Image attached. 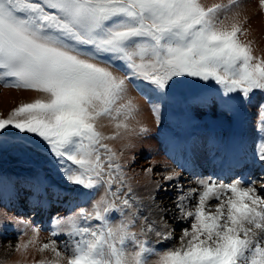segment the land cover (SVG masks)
<instances>
[{"label":"snow or ice","instance_id":"6c2138e0","mask_svg":"<svg viewBox=\"0 0 264 264\" xmlns=\"http://www.w3.org/2000/svg\"><path fill=\"white\" fill-rule=\"evenodd\" d=\"M257 3L264 12V0ZM248 24L241 0H0V85L37 94L0 116V152L46 156L80 190L69 203L98 194L90 210L52 219L48 242L40 243L39 225L20 220L15 251L50 253L35 264H264V177L258 187L242 174L228 182L194 174L196 187L184 190L171 171L164 179L179 192L173 219L184 225L177 237L163 215H142L123 152L106 143L139 110L129 86L157 118L181 79L218 86L192 100L219 103L225 114L233 101L264 93V55ZM259 116L252 161L264 169V104ZM102 120L116 131L106 135ZM147 131L141 124L134 134ZM169 240L178 244L164 247Z\"/></svg>","mask_w":264,"mask_h":264},{"label":"rangeland","instance_id":"374dc122","mask_svg":"<svg viewBox=\"0 0 264 264\" xmlns=\"http://www.w3.org/2000/svg\"><path fill=\"white\" fill-rule=\"evenodd\" d=\"M204 2L210 5L212 3L221 2V0H204ZM241 3L243 5L244 14L249 18V24H248V27L250 28L249 38L253 41V47L255 49V52L257 55H264V12L260 11L257 0H241ZM216 87L218 86L213 85V86H210L209 88H205L200 81L195 80V79L179 80L176 86L173 88L172 92L170 93L169 99L166 102L161 104L160 108L162 110H160L159 118L161 119L160 121H163V122L165 121V126H169L172 124V120H173L172 116L180 117L183 114L182 116L190 117L189 115L193 114L194 119L190 117V120L194 123L195 125L194 128L191 129L190 133L186 137L181 136L179 138V143L181 144V147H178L172 150L170 153H167L166 150L164 151L161 150L159 152H151L147 150V154L140 152L134 155L135 160L129 163L130 171H132V169H138V168L145 170L149 164H150L149 167L153 169V171L151 172V175H152L151 183L145 182L143 183L144 186H142L143 184L140 185V183H136V180L131 176V173H130V177H131L130 183L133 184L132 187L134 191L140 198L143 199V202L145 205V209L142 215H148L150 219L160 220V217L163 215L160 209L163 207L164 208L168 207V205L164 206L162 204L164 201L169 199L173 207L172 209H170V215L166 213L163 216L167 220V222L173 228H175L174 235L177 237L180 235V229L184 225L176 223V221L171 217V214L174 213L173 217L178 215V211L175 207L174 201H175V198L179 195V192L175 190L174 193L169 192L166 195H164V191L162 190L164 188V185L168 187H172L174 189L175 187L170 186V183L172 182L167 181L164 183L162 181H165L164 177L167 174L175 170L176 172L180 174L179 182L183 185L184 190H187L188 188L196 187V184L194 183V180L196 179V175L194 174H199L201 178L209 175V172L207 173L200 172L201 173L200 174L199 172H194L193 170H190L191 166L189 165L182 166L181 164L182 161H184V158H183L184 154L188 152L192 153L196 150L198 146V141L200 140V138L205 139V145L207 144L206 149L208 150L215 149L216 150L215 152L219 153L218 151H221L223 147L222 138L224 137V134H219L218 131L220 130L225 131L230 128H234L238 130L245 126V133L243 135V138H245V136L246 138L244 139L243 144L242 142L241 144L239 142L240 145H237L239 149L243 151L242 153L244 155L241 154L240 156L241 158L245 159L243 168L247 170V172H242V175L244 178L245 177L249 178V180H246V181H253V180L256 181L258 187H259L261 178L264 177V169H262L258 164H255L252 161V153L255 149V145H256V142L259 136V133L257 130V124L260 120L259 107L262 103V100L260 99L264 96V93L256 92L252 96L250 102H245L246 106L244 105L245 106L244 113L247 110L245 115L243 117H240L239 115H237L234 119L231 118L233 119V121L230 120V118H228L229 116L227 118L225 117L223 118L224 114H221L220 116L219 115L216 116L214 114L215 111L219 108V104L217 103L211 104L209 106L197 105L198 109L200 108V110H197V107H196V110L194 113L193 110L195 106L193 105L196 103L192 101V97L198 93H206L207 95L211 97L215 95V92L213 89ZM4 91H10L6 94V97L4 96L5 95ZM129 95L130 97L133 98L134 103L138 105L139 110L135 114V119L128 120L127 121L128 123H131L132 125L137 124L139 127L140 125L137 123L139 120L146 119V118L148 120L147 116H149L150 118L156 117L150 109L148 100L145 99V97L141 95L140 92L136 91L134 88H131V86H129ZM36 96L37 94L32 91L17 90L14 88H4L2 85H0V99L2 100V101L0 100V116H6L14 107L18 106L22 102H30L33 99H35ZM257 100H259V102L257 103V105L254 106V110H253V108L251 107V104H253V102H256ZM238 102L240 103L241 101L240 100L233 101V103L236 106L235 110H237V113L239 111ZM247 108L248 109L250 108V110L248 111ZM150 122L152 123V121ZM100 123L101 125H103V127L100 130L103 131L106 135H111L114 132L113 123L107 120H102ZM180 125H181V122L177 120L174 123L175 131H173V134H168L164 138L174 140L175 136L178 135ZM248 130H251L253 134V135L251 134L252 136L251 135L249 136L250 133L248 132ZM146 133L147 135L150 134L149 131H147ZM236 134L238 135V132ZM109 142H111V140L106 141V143L108 144ZM119 152H123V151L121 150ZM243 156L245 157L249 156V157L245 158ZM161 157H163L164 159ZM155 159L156 161H153ZM163 161L165 162V164H163ZM0 163L1 165H3L2 168L0 167V176L1 178H4L3 181H0V186L5 187V185H8L5 183V173L7 172L8 166L15 167L16 173L18 176H20L23 173V175H25L26 177V178L24 177L25 179H27L31 175L32 171L42 169L46 173V177H48V180L50 181L49 183L50 186L49 188H47L48 190L51 191L53 189L52 185H55L58 182L61 184L62 190H59L61 192H58V193L50 192L49 197L59 202H68V200L70 199V198L68 199V194H64V192L69 193L70 189H73L74 187L72 185H69L62 179V177L56 172L55 167L48 162L46 156H41L36 153H21L12 148L6 147L2 152H0ZM144 163H148V164L147 166H144L143 168L142 165ZM156 171L160 173V177L157 179H156L157 176L155 174ZM216 177L221 178L224 182H228V179L232 176H229L228 178H224V176L222 175H216L214 178ZM133 180L136 184L133 182ZM17 185L18 186H16L15 191L14 190L9 191L7 190L8 189L7 188L6 189L7 194L8 195L12 194L11 196H13V193L17 192L15 196H17L19 200H22V199L24 200L27 198V196H29V194H33L31 191L35 185L33 179L30 178L28 180H22V182H21V179L17 180ZM157 188H159V191H157ZM74 189L80 192L79 189H76V188ZM87 195H80L79 201L77 204H79L81 207H85L90 210L91 202L94 198H97L98 194L92 193V194H87ZM150 195L155 196L154 202H158L159 207H156L157 206L156 204L155 206L151 205L153 201H150L148 199ZM75 198L73 200H75ZM82 198H84L83 200H88V201L82 202ZM1 201L2 200H0V202ZM15 201L16 200L11 201L6 209L11 213L13 217L17 218L18 223L8 224L7 228L0 229V232H1L0 233V264H16V262L14 261L16 257L15 246L17 245V243H19L17 237L18 235H20V229L23 228V225L19 223L20 220H28L36 225H39L42 229L41 233L47 234V241H48L51 238L49 234L50 233L49 230L51 228V220L53 219V217L55 216L56 217H66L67 216V215L62 214L65 210L63 209L56 210L55 209L56 207H54L55 206L54 203H51V207L49 208L50 210L45 211L39 205H38L39 207L32 206L31 202L29 201L21 205L15 204ZM210 203L215 204L216 201L213 200ZM57 206H60V204H58ZM150 209L151 211H149ZM46 217L49 219H47ZM136 231H139V226L136 228ZM174 244H178V241L169 240L168 243L165 242L164 247L166 246L171 247ZM16 261L20 264H24L23 261L21 260H16Z\"/></svg>","mask_w":264,"mask_h":264},{"label":"bare ground","instance_id":"6f19581e","mask_svg":"<svg viewBox=\"0 0 264 264\" xmlns=\"http://www.w3.org/2000/svg\"><path fill=\"white\" fill-rule=\"evenodd\" d=\"M8 92H10V91H4L5 97H6V94ZM254 98H255V96H254ZM260 100H262L261 105L264 104V96ZM258 102H259V100H257L256 102H253V104H251V107L253 108V110H254V106L257 105ZM217 104H219V103H217ZM245 104H246L245 102H240V103L238 102V108L241 109L242 106H244ZM197 105L198 104L193 105V106H195V108L193 110L194 113H195ZM245 106H244V109H245ZM160 110H162V109L160 108ZM197 110H200V108L198 109V107H197ZM249 110H250V108L248 109V111ZM259 110H260V107H259ZM246 112H247V110H246ZM214 114L216 116H218V115L220 116L221 114H224L223 118L224 117L227 118L229 116L228 118H230V120H232V121L237 115H239V116L241 115L240 112L237 113V110H235L233 112H228L227 114H225L224 109L220 104H219V108L215 111ZM182 115L180 117L172 116V119H173L172 124L169 126H165V121L164 122L160 121L161 119L159 117L158 118L157 117L150 118L149 116H147L149 121L147 120V118L139 120L137 123L139 125H141V124L144 125L148 129V131L150 132V134H148V135H147V133H143V134H139V135L134 134V132H138V130H139L138 125L137 124L132 125L131 123L127 122L129 125L128 130L127 131L121 130V136L118 137L117 139L111 140V142H109V144L113 147L114 150H116L118 152L121 150L123 151V157L121 159V162L126 166L128 176L130 177V173H131V176L136 180V183H140V185H142L145 182L151 183V176L152 175H151V173H145V171L143 169H139V168L138 169H132V171L129 170V163H131L132 161L135 160V159L133 160L134 155H136L137 153H140V152L147 154V150L151 151V152H159L161 150H163V151L166 150L167 153H170L172 150H174L178 147H181V144L179 143V138L181 136L186 137L190 133L191 129L194 128V126H195L194 123L190 120V117L193 118V116H194L193 114H190L189 115L190 117H185ZM231 118H233V119H231ZM177 120H179L181 122V125L179 126L178 135L175 136L174 140L164 138L168 134H173V131H175L174 123ZM150 121H152V123ZM113 130H114V132L116 131L115 128ZM218 132H219V134H224V137L222 138L223 139V147L221 146L222 150L220 149L221 151H218L219 153H216L215 149H212V150L206 149L207 144L205 145V139L200 138V140L198 141V146H197L196 150L192 153L188 152V153L183 155L184 161H182V163L180 162L182 164V166L189 165V166H191V168H190L191 170H194V171L199 172V173L200 172H206V173L209 172L208 176H213V177H215L216 175H222V176H224V178H228L229 176H234L237 174H242V172H247V170H245L243 168V165L245 163V159L241 158V156H240L241 154L244 155L242 153L243 151L241 149H239V147L237 146V145H240L242 142V138H243V135L245 133V126L242 129H238V130H236L234 128H230L228 130H225V131L220 130ZM237 132H238V135L236 134ZM248 132L250 133L249 134V136H250L252 134L251 130H248ZM239 142H240V144H239ZM126 145H127V147H126ZM218 150H219V148H218ZM158 155H160V154H158ZM243 157H245V156H243ZM248 157H245V158H248ZM161 158H163V157H161ZM156 159H157V157H156ZM156 159L153 161H156ZM237 161H241V164L239 166H237V163H236ZM148 163H144L142 165L143 168H144V166H147ZM163 164H165L164 161H163ZM149 166H150V164L147 166V168ZM0 167L1 168L3 167V165H1V163H0ZM158 171L155 172V174L157 176L156 179L160 177V173ZM24 177H25V175H23V173L20 176L17 175L15 167L8 166L7 172L5 173V183L8 185H5V187L0 186V200H2L0 202V222H7V226H4L2 228L0 227V229L7 228L8 224L18 223L17 218L13 217L11 215V213L6 209L7 206L9 205V203L11 201H14V200H16L15 204H17V205L25 204L26 202L29 201V202H31L32 206L36 207L39 205L45 211L50 210L49 208L51 207V203H54V205H55L54 207H56L55 209L56 210H62V209L65 210L62 214L67 215V216L70 215L72 211L77 210L78 207H81L79 204L69 203V201L73 200L75 197H77V195L79 193V191L75 190L74 188L70 189L69 193L64 192V194H68V199L70 198L68 200V202H59V201H55L54 199H51L49 197L50 192H56V193L61 192V191H59V190H62L61 184L58 182L57 184L52 185L53 189L51 191L48 190L47 188H49V186H50L49 185L50 181L48 180V177H46V173L42 169L32 171L31 175L27 179H25L26 177L25 178ZM19 178L21 179V182H22V180H28L31 178V179H33L34 184H35L33 189L31 190L33 194H29V196H27V198L24 200L23 199L19 200V198L17 196H15V194L17 192H14L13 196H11L12 194L8 195L7 191H6L7 188H8L7 190H9V191L10 190L15 191L16 186H18L17 180H20ZM245 179H248V178L245 177ZM3 180H4V178H1V176H0V181H3ZM39 181H43L44 185L42 186L40 191H37L36 185ZM133 182H134V180H133ZM162 182L165 183L167 181L165 180ZM132 186H133V184H132ZM142 186H144V184ZM162 190L164 191V195H166L169 192L174 193L175 190H177V189L176 188L174 189L172 187H168V186L164 185V188ZM23 192H25V191H23ZM39 195H40V197H39ZM83 199L84 198H82V202L88 201V200H83ZM57 202H58V204H60V206H57L58 205ZM155 204L159 205L158 202H154V203L152 202L151 203L152 206H155ZM162 205H164V206L168 205V207H166V208L163 207L165 211L162 214L164 215L167 213L168 215H170V209H172L173 206H172V203L169 201V199L164 201ZM173 214L174 213L171 214L172 218H173ZM55 217H53V219ZM47 219H49V218H47ZM29 238H30V234H29V236H23L24 241H27ZM172 241H174V240H172ZM44 242H48L47 241V234L40 233V243L42 244ZM166 242L168 243V241H166ZM2 251H4V250H2ZM43 258H49L50 259L51 258L50 253L45 252V253L41 254V253L37 252L35 249L30 248L29 252L27 254H24V255L16 252V257H15L14 261L16 262V264L18 263L16 260H21V261H23L24 264H34L36 261H39L40 259H43ZM18 264H20V263H18Z\"/></svg>","mask_w":264,"mask_h":264}]
</instances>
